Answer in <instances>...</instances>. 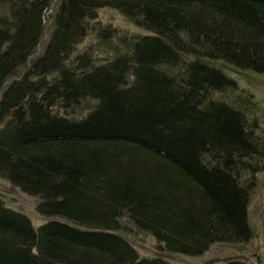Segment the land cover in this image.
Wrapping results in <instances>:
<instances>
[{"label":"trees","instance_id":"obj_1","mask_svg":"<svg viewBox=\"0 0 264 264\" xmlns=\"http://www.w3.org/2000/svg\"><path fill=\"white\" fill-rule=\"evenodd\" d=\"M52 3L0 0V177L47 219L0 197V264H170L127 224L188 256L248 242L264 111L218 63L264 75V0H60L38 55Z\"/></svg>","mask_w":264,"mask_h":264},{"label":"rangeland","instance_id":"obj_2","mask_svg":"<svg viewBox=\"0 0 264 264\" xmlns=\"http://www.w3.org/2000/svg\"><path fill=\"white\" fill-rule=\"evenodd\" d=\"M59 1L53 0L51 8L45 14V32L37 51L38 55L43 53L52 34V16L58 7ZM97 20L103 24L109 23L115 26L118 31L121 30L133 35L147 34L146 30L127 21L120 12L113 8L99 10ZM93 23L94 20L85 21L89 29ZM90 35L80 48H83L91 39H94V36ZM218 64L241 87L255 95L257 102L264 111V75L249 70H237L229 65L222 64V62ZM255 182L249 206V218L253 229V236L246 243L219 242L211 245L207 252L202 255L188 256L162 249L156 238L136 232L130 224H127V231L124 232V236L141 256H160L168 260L170 264H226L233 259L243 260L247 264H264V171L256 175ZM0 197L8 207L28 215L36 227L43 225L47 221L37 211L38 198L27 195L21 189L1 177Z\"/></svg>","mask_w":264,"mask_h":264}]
</instances>
